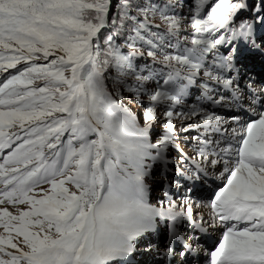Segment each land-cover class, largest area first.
Listing matches in <instances>:
<instances>
[{"label": "snow or ice", "instance_id": "obj_1", "mask_svg": "<svg viewBox=\"0 0 264 264\" xmlns=\"http://www.w3.org/2000/svg\"><path fill=\"white\" fill-rule=\"evenodd\" d=\"M175 6L0 0V264H126L157 221L169 228L165 258L177 241L196 254L199 237L188 243L179 230L189 222L207 231L193 203L210 209V227L225 229L211 264H264V99L253 94L259 111L243 124L232 117L240 127L231 136L217 111L237 99V45L264 47V0L252 19L240 18L248 0H194L187 16ZM141 60L161 69L155 88ZM197 83L200 103L184 106ZM124 93L144 107L143 126ZM175 121L197 133L185 137L192 155L180 156L191 179L222 167L224 186L208 204L167 191L150 202L153 167L179 149Z\"/></svg>", "mask_w": 264, "mask_h": 264}, {"label": "rangeland", "instance_id": "obj_2", "mask_svg": "<svg viewBox=\"0 0 264 264\" xmlns=\"http://www.w3.org/2000/svg\"><path fill=\"white\" fill-rule=\"evenodd\" d=\"M184 2H185V0H173V3L176 6L171 11L175 12L177 15H180V16H187V15H189V10H190V7H192L193 4H194V0H188L187 2H185V3ZM115 3H116V0H113V4H115ZM161 26L164 28L163 25H161ZM190 33H191V29H188L187 30V33H182V35H189V39H190L191 38L190 37ZM147 63H149V62H147ZM146 65H147L148 68H150V64H146ZM156 81L157 80H155L154 82H152V84L150 85L151 88H155L156 87ZM124 96H125V103L137 115L138 119L142 122V126H143V124H144V118L143 117H144V111H145L144 107H142L140 104H138L137 102H135L133 100V98H131V97L128 96L127 93H124ZM145 99H147V98L145 97ZM163 112H164V109L163 108H161L159 110V112H158V115L161 117V119H163ZM175 123L177 124V127L175 129V133H176V143L179 146V149H177V148H174V149H177L181 153L183 152V153H185L187 155H192L191 153H193V150H192V148H190V146H192V144L185 143V137L186 136L189 137V138L192 137V135H193L194 132H189V133L185 134L181 130V123H180V121H175ZM162 132H163L162 123L158 121L154 125L153 130H152L151 133H153L154 136L158 139L160 137V135L162 134ZM181 153H179V155H181ZM164 171H165L164 168H161L159 166H155V168L152 169V174L154 176L152 178L153 181H154L153 182L154 183V191L153 192H150V195L157 202L164 197V192H163V189L164 188L162 186H159V183H158V181L161 180L160 178H163V175L165 173ZM175 176L177 177V175H175ZM163 179H165V181H172L173 180L174 183H177V181H179V180H177L175 178L174 179H171L170 176L167 178V173H165V176H164ZM192 201H193V199H192ZM8 207H9V210L10 211H15L10 206H8ZM20 207L21 208H24L26 206H23L22 205ZM193 211H197V213L203 212V210L197 208L194 204H193ZM200 214H205V213H200ZM144 264H147V262L145 261Z\"/></svg>", "mask_w": 264, "mask_h": 264}, {"label": "trees", "instance_id": "obj_3", "mask_svg": "<svg viewBox=\"0 0 264 264\" xmlns=\"http://www.w3.org/2000/svg\"><path fill=\"white\" fill-rule=\"evenodd\" d=\"M105 35H107V32H105Z\"/></svg>", "mask_w": 264, "mask_h": 264}]
</instances>
